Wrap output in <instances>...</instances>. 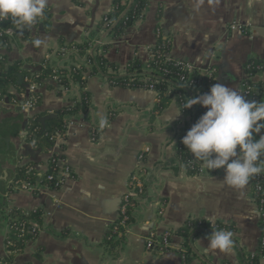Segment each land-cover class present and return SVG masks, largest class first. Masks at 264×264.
Here are the masks:
<instances>
[{
    "label": "crops",
    "instance_id": "0c3cea01",
    "mask_svg": "<svg viewBox=\"0 0 264 264\" xmlns=\"http://www.w3.org/2000/svg\"><path fill=\"white\" fill-rule=\"evenodd\" d=\"M112 2L48 0L49 28H33L27 40L15 41L9 51L0 50V54L10 62L21 61L24 70L34 72L50 53L91 35L102 39L107 32L105 26L98 27L111 11ZM234 24L239 28L232 32L230 26ZM158 37L170 42L168 57L190 64L209 90L220 83L243 95L245 64L252 59L264 62V0H146L141 17L121 37L107 35L100 45L108 47L106 59L124 75L129 62H148ZM37 38L44 39L45 44L35 46ZM56 54L50 63L61 68L84 60H71L69 55L76 52L67 50ZM208 79L212 82L207 83ZM251 81L262 85L264 103V70ZM85 90L91 97L87 113L66 116L64 137L53 141L47 152L26 143L23 128L10 140L13 154L0 169V264H185L177 254L183 240L173 233L189 219L204 220L208 231L195 237V256L187 264H237L238 248L248 253L258 251L262 231L251 178L241 194L223 183V169L209 172L203 167L198 175L186 174L175 157V141L190 123V116L174 99L151 119L157 98L150 89L111 87L107 77L98 75L87 78ZM80 93L75 84L61 95L43 87L39 105L22 114L23 120L72 106ZM17 115L7 99L0 102V123ZM92 129L97 134L95 140ZM144 149L149 151L139 179L145 195L136 200L133 220L121 228L125 231L121 238L112 228L136 172L137 155ZM54 156L62 158L71 175L60 189L38 185L35 192H9L11 174L17 166L31 163V168L42 174ZM8 205L42 211L37 237L11 257L5 246L10 232L2 213ZM217 222L234 225L233 246L227 254H205L202 246L207 245ZM149 232L156 236L171 232L170 249L146 251ZM259 264H264V258Z\"/></svg>",
    "mask_w": 264,
    "mask_h": 264
},
{
    "label": "trees",
    "instance_id": "16d2710c",
    "mask_svg": "<svg viewBox=\"0 0 264 264\" xmlns=\"http://www.w3.org/2000/svg\"><path fill=\"white\" fill-rule=\"evenodd\" d=\"M146 6V1L143 0H113L111 11L104 16L100 21L98 29L105 26L106 21H111V27L109 29L108 36L112 39L121 37L125 30L130 27L136 20L141 17V13ZM50 13L48 8L45 9V15L42 19H38L36 23L29 27L23 28L22 31L17 32V26L12 22L10 18L0 20V50L9 51L14 45L15 41H25L33 28L42 26L44 30H47L50 26ZM107 26V25H106ZM105 26V28H106ZM11 29L13 36L9 37L5 35V30ZM93 41V35L88 36L82 42L73 43L64 49L69 52H76V54H70L71 60H77V58H84L83 62H77V67L73 64L68 67L55 68L52 64H48L45 69H36L34 72H28L22 68L21 61H8L5 55L0 54V102L4 99H15L13 90L21 92L25 90L27 78H34L33 74L43 73L45 76L51 77L53 70L56 71L57 85L42 84L43 87L55 90L57 95H61L63 91L70 90L71 84L78 85L81 88L79 101L75 102L72 106L65 107L59 110L57 118L46 121L45 127L42 128L38 122L39 118L45 116L44 114H37L23 120L22 114L18 113L16 117L4 119L0 123V169L2 164L8 157L12 156V146L10 140L18 135L23 128L26 131L25 142L31 144L33 148L40 152H47L53 145V138L55 136L64 137L67 127L66 116L81 113L85 114L90 106V93L85 90L88 77H94L102 75L107 77V80L111 87H120L126 89H149L152 86V91L156 93L157 102L152 110V118L154 119L157 114H160L174 99L180 110L190 116V123L185 127L183 132L176 138L175 141V157L185 169L188 176H195L201 173L202 161L193 159L192 155L181 143L182 138L186 135L187 131L199 120V118L207 111V109L201 107L199 104L194 105L190 109H183L187 103V98H195L190 93L187 86L184 85L185 79L188 77L187 73L183 70V64L179 61L173 60L168 57L171 45L167 39L162 37L157 38L156 44L150 49L151 57L148 62L142 63L139 60H133L129 62L125 69L124 75H121L118 66L109 62L105 53L107 51L106 45H100L89 52ZM58 53V51L56 52ZM79 60V59H78ZM45 62L44 64H46ZM264 70V62L258 60H249L245 64V72L249 77H254L258 73ZM183 78V79H182ZM212 79V78H211ZM208 79L207 83H211L212 80ZM42 83V82H41ZM242 86H249V96L247 100L261 102L262 85L260 83H253L251 80L246 79ZM41 98V97H40ZM19 103V101H17ZM97 138V135H95ZM51 159H54L53 157ZM50 159L48 169L45 173L38 176V172L31 168V163L23 166H17L13 174H11V184L9 192L13 193L12 183L27 181L34 185H44L50 189H55L54 184L57 181V166ZM264 167V165H261ZM264 173V172H262ZM53 175L52 181H47L46 177ZM71 176V175H70ZM252 181V199L254 202H258L261 199V194L254 190V185L257 183H263L261 179L253 176ZM136 201L133 198H129L126 203V215L130 216L127 226L132 222V213ZM264 209V206H263ZM12 213L20 218V223H26L25 231L31 230L29 222H34L38 227L42 226V211L35 209L32 211H23L21 209H12ZM264 223V222H263ZM217 230H226L235 233L237 230L232 223L217 222L211 228V232ZM208 231L207 223L202 219H189L180 228H178L173 234L182 238V250L177 252L181 257L183 263L187 264L195 256L192 248L193 241L199 234L206 233ZM124 229L118 228L117 235L123 237ZM37 233L31 238H25L24 242H28L37 237ZM262 235L264 236V230ZM17 248H20L19 253L23 250L25 243H16ZM239 262L237 264H259L260 258H264V245L260 244L256 253H248L243 249L238 248ZM7 262V261H6ZM9 263V261H8ZM7 263V264H8ZM221 264H230L223 261Z\"/></svg>",
    "mask_w": 264,
    "mask_h": 264
},
{
    "label": "clouds",
    "instance_id": "9594fccd",
    "mask_svg": "<svg viewBox=\"0 0 264 264\" xmlns=\"http://www.w3.org/2000/svg\"><path fill=\"white\" fill-rule=\"evenodd\" d=\"M47 5L48 0H0V20L10 18L20 32L42 19ZM33 43L40 47L45 40L37 38ZM197 104L207 111L181 143L209 172L223 169V183L243 194L250 178L264 172V103L249 101L234 88L216 83L207 93L187 98L183 109ZM232 236L226 230L211 232L202 246L204 253L227 254Z\"/></svg>",
    "mask_w": 264,
    "mask_h": 264
},
{
    "label": "built area",
    "instance_id": "2783aa9c",
    "mask_svg": "<svg viewBox=\"0 0 264 264\" xmlns=\"http://www.w3.org/2000/svg\"><path fill=\"white\" fill-rule=\"evenodd\" d=\"M146 1V0H143ZM107 25V26H106ZM111 21H106V28L104 29V32L108 31L111 27ZM238 24H234L230 26V30L232 32L238 30ZM5 35H8L9 37L13 36V31L11 29L5 30ZM99 41V38H93L91 48L94 47ZM61 54H64L66 52L65 49H59ZM57 55L55 53H50L46 56L45 61L39 66L38 69H45L48 67V64L51 62L53 56ZM62 57V55H61ZM150 58L151 53H150ZM47 62L46 64H44ZM51 64V63H50ZM183 64V70L187 73L188 77L184 80V85L188 87L190 93L194 94V97L203 95L209 91V85H205L201 79L198 77L196 71L193 69V67L190 64L182 63ZM74 67H77V64H73ZM55 70L57 68H61L60 66H55L53 69ZM53 70V75L51 77L45 76L43 73H37L33 74L34 78H27L25 80V90L21 92H17L15 90L12 91L13 94H15V99L8 100L9 104L18 109V113L20 114H29L31 111H33L40 103V94L39 91L43 88L42 84L47 83V81H51L54 86L59 88L60 86L57 85V75L56 71ZM247 74V73H246ZM252 77H249L247 75L246 79L251 80ZM183 79V78H182ZM42 82V83H41ZM61 88V87H60ZM150 90H152V86L149 87ZM250 87L249 86H242V93L245 96V99L249 96ZM19 101V103L17 102ZM92 132V139L95 140L96 132L94 129L91 130ZM55 141L61 137L55 136L52 137ZM148 149H144L141 153L137 155V169L136 172L131 176L129 180V191L127 195L122 199L120 209H119V217L116 221L115 225H113L112 231L113 233L118 232V228H125L127 226L126 222L129 221L130 216H127L126 211V203L128 202L129 198H133L135 201H140L144 195H145V187L143 183L140 181L139 177L142 172V166L146 157V153H148ZM54 159H51L55 165L57 166V181L54 184L55 189L58 190L62 187V185L67 181V179L70 177L69 169L67 168L66 164L60 158L59 156H54ZM40 176V174H38ZM258 177V179H261L263 183H257L254 185V190L261 194V199L258 202H254L256 204V207L258 209V212L260 213V228L263 233L264 230V173H260L258 175H255ZM54 179L53 175H48L46 177L47 181H52ZM38 185L30 184L27 181L22 182H15L12 183V190L13 191H19V190H25L30 192H35L37 190ZM46 187V186H45ZM12 207L10 205L6 206L3 210V216L5 218V222L7 225V228L10 232V237L6 240L5 246L6 251L8 253V256L11 257L17 253H19L20 248H17L16 243L22 242L23 244L27 243L24 242L25 238H31L34 234H38L40 232L41 227H38L34 222L30 221L29 225L31 226V230L25 231L26 229V223L21 222L20 218L17 215H14L12 212ZM171 232H165L160 236H156L153 232H149L145 237V249L146 251H154L156 253H162L165 251H168L170 249V243H171ZM33 240V239H32ZM260 244L264 245V236L261 235ZM259 244V246H260ZM181 251H183L181 249ZM3 264H7L3 263Z\"/></svg>",
    "mask_w": 264,
    "mask_h": 264
},
{
    "label": "water",
    "instance_id": "95a60500",
    "mask_svg": "<svg viewBox=\"0 0 264 264\" xmlns=\"http://www.w3.org/2000/svg\"><path fill=\"white\" fill-rule=\"evenodd\" d=\"M108 34H109V30L107 31V33L105 34V36L102 39H100L98 41V43L93 47V50L100 46V44L102 43V41L104 40V38ZM17 111H18V109H17ZM57 115H58L57 112L49 113V114H47L45 116L40 117L39 120H38V122L40 123L41 127L44 128L46 121L57 118Z\"/></svg>",
    "mask_w": 264,
    "mask_h": 264
}]
</instances>
